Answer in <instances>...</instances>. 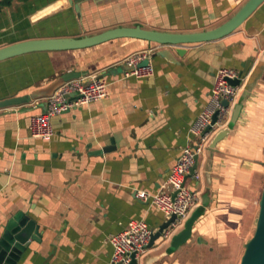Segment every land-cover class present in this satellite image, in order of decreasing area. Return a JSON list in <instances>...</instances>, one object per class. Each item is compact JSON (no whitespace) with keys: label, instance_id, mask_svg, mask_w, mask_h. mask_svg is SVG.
I'll use <instances>...</instances> for the list:
<instances>
[{"label":"crops","instance_id":"crops-1","mask_svg":"<svg viewBox=\"0 0 264 264\" xmlns=\"http://www.w3.org/2000/svg\"><path fill=\"white\" fill-rule=\"evenodd\" d=\"M58 1L14 2L4 9L0 48L119 27L203 32L225 23L247 0H86L79 13L67 5L29 23L32 14ZM138 52L149 53L153 75L124 78L126 59ZM220 68L241 75L235 103L241 108L232 127L228 122L209 133L197 158L199 180H186L198 195L188 218L199 216L186 243L168 250L184 224L169 240L147 247L137 264H213L208 256L219 251L218 257L231 238L243 236V226L254 229L263 183L256 179L264 176V2L213 42L172 47L121 38L0 61V102L15 101L0 108V234L9 219L21 215L40 235L28 240L14 264H109V239L130 221H143L156 232L164 214L136 200L134 192L161 191L181 149L194 142L191 127ZM66 73H77L71 80L84 86L93 76L104 78L107 95L51 117L50 139L32 138L31 118L48 110L47 99L65 83Z\"/></svg>","mask_w":264,"mask_h":264},{"label":"built area","instance_id":"built-area-1","mask_svg":"<svg viewBox=\"0 0 264 264\" xmlns=\"http://www.w3.org/2000/svg\"><path fill=\"white\" fill-rule=\"evenodd\" d=\"M149 53H134L126 59L128 67L124 78L145 79L153 75V69L149 62ZM242 77L232 69L220 68L214 75L213 85L207 105L199 114L191 127V135L199 138V142L186 145L181 149L178 159L170 169L168 176L161 185V191L156 194H148L144 191L134 192L136 200L148 202L162 212L166 219L172 215L175 220L162 234V239L169 240L175 229L182 228L189 217L193 206L198 202V195L186 187V178L199 180V174L191 169L195 164V158L200 155L202 145L206 144L211 131L224 127L231 117L239 94V87L231 82ZM107 82L104 78L93 76L87 85H82L79 80H70L61 85L50 97H48V110L31 118L29 125L30 136L35 139L48 140L53 131L50 124L51 117L64 111L84 107L92 102L99 101L107 95ZM227 102V107L222 104ZM216 119L211 125L212 117ZM210 130L206 132L207 127ZM166 190V191H165ZM175 196L172 197V194ZM152 231L143 221H130L127 227L120 233L109 239L112 248L109 264H130L133 255L135 261L144 254L152 235Z\"/></svg>","mask_w":264,"mask_h":264},{"label":"water","instance_id":"water-1","mask_svg":"<svg viewBox=\"0 0 264 264\" xmlns=\"http://www.w3.org/2000/svg\"><path fill=\"white\" fill-rule=\"evenodd\" d=\"M63 1V2H62ZM86 0H60L52 4L47 5L41 10L35 12L29 17L30 24H36L46 18H48L53 12L59 8L73 6L74 10L79 13V4ZM100 1V0H94ZM264 2V0H247L245 4L225 23L214 29L195 32V33H168L155 30H145L139 26L135 27H119L110 29L102 33L85 36L80 38H45V39H33L20 41L0 48V61L10 59L19 55L33 53V52H45V51H67L89 48L102 44L107 41L132 38L143 40L159 45H168L172 47H183L191 44H202L213 42L231 34L235 31L247 18L255 12V10ZM180 54L179 51H176ZM111 71H109L110 73ZM77 73H66L62 76L63 82H67L71 79L78 77ZM106 76V75H104ZM102 78V77H99ZM234 86L240 84L239 80L231 82ZM15 101H1L0 108L14 104ZM224 107H227V102L223 101ZM240 105H236L231 113V119L228 123L229 128L232 127L239 115ZM216 114L212 117L211 125L214 124ZM210 126L205 130L208 132ZM226 128L224 131L219 132L213 139L214 144L219 141L228 131ZM113 140L110 144L113 145ZM102 152L110 150L112 147H106ZM197 163V157L195 158V164L191 169V173L195 170ZM190 176V175H189ZM189 176L187 178H189ZM186 178V179H187ZM175 193L172 194V197ZM198 212L193 213L190 218L185 222L184 228L170 241L169 251H174L180 245L186 243L191 234V228L195 220L198 218ZM175 220V216L163 222L158 230L152 233L150 242L147 247H150L154 242L162 239L163 232L169 228L172 222ZM40 238L37 232V226L33 221H30L27 217L16 215L9 219L0 234V264H14L23 250L27 247L28 240L38 241ZM132 255L130 264H137V261ZM239 264H264V183L261 191V195L258 201V214L255 222V228L253 235L246 241L243 246V253L240 257Z\"/></svg>","mask_w":264,"mask_h":264},{"label":"rangeland","instance_id":"rangeland-1","mask_svg":"<svg viewBox=\"0 0 264 264\" xmlns=\"http://www.w3.org/2000/svg\"><path fill=\"white\" fill-rule=\"evenodd\" d=\"M198 142H199V138L195 137L194 144H197ZM205 145L206 144L202 145V149ZM262 179H263V183H264V176H259V178L256 179V182L259 183L262 181ZM263 183H262V185H260L261 191L263 188ZM186 187H187V185H186ZM197 188H199V183H197ZM191 191H193V190H191ZM260 195H261V193H260ZM259 198H260V196H259ZM258 201H259V199H258ZM254 207H256L255 208V214L257 215L258 214V202H255ZM249 225L243 226V236L238 235L236 237L231 238V242L229 243L227 248L222 249L221 253L218 257H217V254L219 251H214V253H212L211 255L209 254L210 255V256H208L209 260H212L213 264L216 261V259H217L216 264H239L240 257L243 253V246L246 243V241L253 235V232H254V229L252 230L249 227ZM254 228H255V225H254ZM162 241H167V240L163 239ZM200 252H202V255H204L203 251L200 250ZM215 256H216V259L214 260Z\"/></svg>","mask_w":264,"mask_h":264},{"label":"trees","instance_id":"trees-1","mask_svg":"<svg viewBox=\"0 0 264 264\" xmlns=\"http://www.w3.org/2000/svg\"><path fill=\"white\" fill-rule=\"evenodd\" d=\"M28 0H0V13L10 7L14 2H26Z\"/></svg>","mask_w":264,"mask_h":264}]
</instances>
